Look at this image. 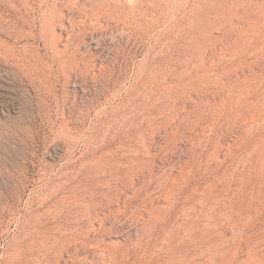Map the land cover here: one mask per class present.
Instances as JSON below:
<instances>
[{
  "label": "rangeland",
  "instance_id": "1",
  "mask_svg": "<svg viewBox=\"0 0 264 264\" xmlns=\"http://www.w3.org/2000/svg\"><path fill=\"white\" fill-rule=\"evenodd\" d=\"M0 264H264V0H0Z\"/></svg>",
  "mask_w": 264,
  "mask_h": 264
}]
</instances>
